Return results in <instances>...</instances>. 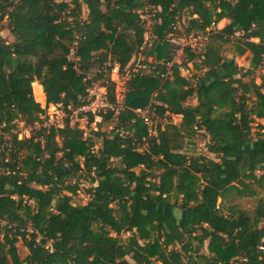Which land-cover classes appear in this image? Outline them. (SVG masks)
Returning a JSON list of instances; mask_svg holds the SVG:
<instances>
[{
    "label": "trees",
    "instance_id": "obj_1",
    "mask_svg": "<svg viewBox=\"0 0 264 264\" xmlns=\"http://www.w3.org/2000/svg\"><path fill=\"white\" fill-rule=\"evenodd\" d=\"M83 4L89 10L85 20ZM146 7L162 19L149 49L139 14ZM225 19L231 23L213 31ZM5 20L11 42L1 36ZM177 21L187 24L186 36L210 34L211 41L201 54L185 48L181 64L174 61L179 48L167 39L180 35L172 28ZM237 34L243 47L260 40L251 51L249 76L264 68V0H0L5 131L18 118L28 125L41 122L45 110L35 100V82L47 105L76 108L86 102L87 75L102 78L98 71L108 61L124 70L143 54V64L160 72L128 83L126 109L113 131L93 132L101 140L97 152L94 138L84 140L83 131L69 124L48 134L39 130L29 140L0 138V148L12 142L17 150L0 162V264H264V201L253 215L235 208L227 215L219 205L264 191V133L250 137L254 120L264 119V78L261 85L244 83V69L219 50ZM196 61L204 74L192 84L181 69ZM168 63L171 74L165 76ZM190 99L198 104L188 105ZM147 107L160 117L181 116L178 130L189 138L206 134L220 162L172 146L160 126L151 136L134 112ZM104 118L112 121L113 115ZM79 174L90 184L86 205L71 197L79 190L78 180L71 184ZM220 236L226 241L219 244ZM20 239L29 251L24 259Z\"/></svg>",
    "mask_w": 264,
    "mask_h": 264
},
{
    "label": "rangeland",
    "instance_id": "obj_2",
    "mask_svg": "<svg viewBox=\"0 0 264 264\" xmlns=\"http://www.w3.org/2000/svg\"><path fill=\"white\" fill-rule=\"evenodd\" d=\"M103 10L105 9L103 8ZM156 13H157V10H153L150 7H146L139 11V14L143 19L142 22H143V26L145 29L144 45L148 49L153 45V43L156 40H158V34L156 33V27L157 25H160L162 23L161 18H156ZM88 14H89V10L87 6L83 4L81 18L84 20L87 19ZM230 23L231 21L229 19H225L221 21L220 23H218L217 26L213 29V31H221L226 26H228ZM7 25H8V22L5 20L4 23L2 24L1 36L2 38L6 39L8 42H11L13 41V36L10 34L8 30L5 29ZM182 25L183 23H179V26L177 28L179 31L178 33L180 35H175V34L172 35L169 33L167 35V39L170 37H173L174 40L184 43L186 47L187 45H191L192 46L191 49H193L194 53L196 54L204 53L206 46L211 42L210 34H199L201 35L200 39L194 40L192 39V35L194 34H191L190 36L185 35L187 24L185 27ZM240 37L241 35L237 34L232 38L231 42H228L220 46L219 48L220 53L226 59H235L238 65L244 69V72H242V74L240 75L244 83H250V81L253 79L257 85H261L263 78H264V68L256 70L252 75L244 76L246 75V71L251 69V59H252L251 51L259 47L260 40L254 39L253 41L249 43V45H246L245 47H243L241 44L237 42V40ZM178 48L179 49L177 50L175 62H177L178 64H181V63H184L187 58L184 54V50H183L184 47L182 48L178 47ZM242 48L245 50V52L243 54H240L239 51H241ZM140 55L142 56L141 60H143L144 59L143 54H140ZM139 60H140V57L135 56L133 60L129 63L128 67L134 66ZM148 62L149 63L153 62V58L148 59ZM196 63L197 64L195 65L193 63H189L187 68H183L184 70L182 71L183 75L186 76L188 79H190V82L192 84H196L197 78L202 77V75L204 74V71L201 70L199 67H197V65H199L200 62L196 61ZM118 77L119 75L112 76L113 80H116V81L119 80ZM119 82L121 84H124V79L122 75L120 77ZM37 83L39 84V82ZM40 88H41L42 96H43L42 99H39L38 96L35 95L34 90H33V93H34L36 102L40 103L41 106L44 107L46 103V96H45L43 87L41 86ZM128 90H129L128 86L123 87L122 85L118 84V88L116 89V95L119 99L118 101L122 102L123 104H126V97H127L126 93H128ZM262 93L264 94V92ZM255 102H256V96L255 94H253L249 101V107L254 108ZM187 104L191 106H195L198 104V101L196 99H190L187 102ZM141 110H144V109H141ZM48 111H51V110H48V109L45 110V112H48ZM181 121H182L181 116H176V115H172L168 117L157 116L154 121L155 124L153 127V131L155 130V128L160 126L162 130H166L168 132L172 146L181 147L182 151L187 153L188 155L205 156L211 160L220 162V157L212 153L211 151L212 145L209 141V138L206 136V134L202 132H198L192 138H189L186 135L181 134L180 131L178 130L180 127ZM76 126L83 129L85 134L88 133L89 135L90 134L93 135V138L95 140V149H99L101 147L100 138H97L95 137L94 134H92V131H94V126L86 125L83 122L76 123ZM76 126L73 125V127H76ZM261 127H264V119H255L254 122L252 123V130H251V136H250L252 139H256L259 133L261 134L264 133V129H262ZM114 128H115V124L112 121H103L102 123L98 124V130L106 134H109ZM58 141H60L59 138H58ZM23 152L24 151L21 152V156L23 155ZM138 173L143 174L145 172L142 170H138ZM79 176L80 178H76L74 181L71 182V184H74L76 180H78L79 182V190L77 191L75 195L71 194V197H72V201L74 204L86 205L90 201V195L88 191L90 184L86 180L85 177H81V174H79ZM256 191H257V195L254 197L240 198V197L234 196L231 198V200L230 199H228L227 201L220 200L219 205L224 207V211L227 215L229 213L230 208H235L237 210H244L249 215H253L259 200L264 201V191L260 189H256ZM175 214L177 218H180L182 215V211L176 210ZM129 236H130V233H127L123 235V239H127ZM218 240L217 242L219 244L226 241L223 236H220ZM194 244L196 245L197 242H194ZM17 246H18L19 254L21 258L24 259L29 254L28 249L25 247L24 241L20 239ZM201 253L208 254V242L205 243V246L202 248Z\"/></svg>",
    "mask_w": 264,
    "mask_h": 264
},
{
    "label": "built area",
    "instance_id": "obj_3",
    "mask_svg": "<svg viewBox=\"0 0 264 264\" xmlns=\"http://www.w3.org/2000/svg\"><path fill=\"white\" fill-rule=\"evenodd\" d=\"M141 20H143L142 17ZM179 23H180L179 21L174 23L172 25V28L178 31L177 28L179 26ZM200 37L201 35L199 34L192 35V39L194 40L200 39ZM170 38H168V40L177 47L180 48L184 47V49L192 48L191 45H187L186 47L184 43L174 40L173 37ZM77 45L78 43L76 42L73 48L71 49L69 55V58L73 61H77ZM138 57H140V60L137 61V63L134 66L132 67L127 66L124 70L120 68V65L118 63L108 61V63L105 64L104 69L98 71L99 74L101 73L104 74V76L102 78H99L98 80L96 79L95 74L87 75L86 81H90V85L87 89L86 102L83 105L74 108L72 105L64 106L62 103L48 104V105L45 103V106L43 107L44 110L48 109L51 111L45 112V114L41 116V122L35 123L34 125H28L23 118H18L9 126L11 128L8 131H5V129L7 128L5 124L0 126V138L2 136H4L5 138H9L10 136H15L19 141L29 140L32 138L34 133L39 130L43 129L48 134L52 129L59 131L61 129H64L68 124L70 126L73 125L76 126V123L79 122H83L86 125L94 126V131H92L93 134V132L99 131L98 124L105 121L104 117L106 115H109L110 113H112L113 115L112 122L117 123L120 112L126 109V105L118 101L119 99L116 95V89L118 88V84L122 85L123 87L125 86L127 87L128 83L136 75L144 76L148 74L156 77L160 74V72L155 73L154 68L150 69V67L143 64V61L145 59L141 60L142 58L141 55H138ZM172 65L173 63L167 64L168 72L165 76H169L171 74L169 69L171 68ZM183 70L184 69H181V72ZM113 75H119L118 77L119 80L122 75L124 79V84H121L119 80L118 81L113 80L112 78ZM111 83L114 84L113 91L110 90V88L112 87L110 85ZM134 112L147 126L149 134L151 136H156L157 128H155V130L153 131V127L155 124L154 121L155 118L157 117L156 110L148 107L144 110L141 109L134 110ZM79 129L83 131V129L81 128ZM117 133L123 135V130L118 129ZM91 138H93V135L91 134L89 135L88 133L85 134V132L83 131L84 140H88ZM10 143L12 142H9V144H6L0 148V162L2 160L3 155L7 157L6 161H9L11 152L17 151L14 145ZM42 145H44V142H42ZM93 151L97 152L98 149L94 148ZM66 166L69 167V164H67ZM96 185L97 183L94 184V186ZM47 248H50V251H52L51 245H48Z\"/></svg>",
    "mask_w": 264,
    "mask_h": 264
},
{
    "label": "bare ground",
    "instance_id": "obj_4",
    "mask_svg": "<svg viewBox=\"0 0 264 264\" xmlns=\"http://www.w3.org/2000/svg\"><path fill=\"white\" fill-rule=\"evenodd\" d=\"M40 87L41 86L37 82L33 83V90H34L35 95L38 96L39 99H42L43 96H42V91Z\"/></svg>",
    "mask_w": 264,
    "mask_h": 264
}]
</instances>
